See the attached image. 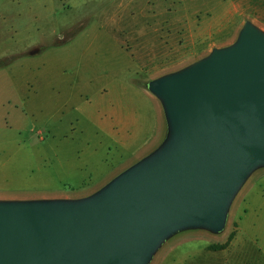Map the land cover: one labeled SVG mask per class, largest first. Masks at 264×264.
<instances>
[{"label": "rangeland", "instance_id": "374dc122", "mask_svg": "<svg viewBox=\"0 0 264 264\" xmlns=\"http://www.w3.org/2000/svg\"><path fill=\"white\" fill-rule=\"evenodd\" d=\"M244 22L264 33V0H0V202L86 198L145 158L167 129L148 82L231 46ZM263 170L222 231H178L147 264H264V223L241 227Z\"/></svg>", "mask_w": 264, "mask_h": 264}, {"label": "water", "instance_id": "95a60500", "mask_svg": "<svg viewBox=\"0 0 264 264\" xmlns=\"http://www.w3.org/2000/svg\"><path fill=\"white\" fill-rule=\"evenodd\" d=\"M167 129L145 158L79 200L0 202V264H147L170 235L222 231L264 167V33L152 79Z\"/></svg>", "mask_w": 264, "mask_h": 264}, {"label": "crops", "instance_id": "0c3cea01", "mask_svg": "<svg viewBox=\"0 0 264 264\" xmlns=\"http://www.w3.org/2000/svg\"><path fill=\"white\" fill-rule=\"evenodd\" d=\"M193 6V5H191ZM191 10V8H189ZM199 23H202V20L199 21ZM157 60V56L151 55L149 58V61L151 63H155ZM161 109L158 108V114L157 118L160 120V115H161ZM159 125V121H158ZM262 194L264 197V170L260 171L259 173L255 174L252 182H251V187H249L244 193V199L245 203L242 205V208L244 210V213L241 216V227H246L250 221L256 223V224H261L264 223V198L262 196H257L254 201V204L251 203V195L253 194ZM243 199V200H244Z\"/></svg>", "mask_w": 264, "mask_h": 264}, {"label": "trees", "instance_id": "16d2710c", "mask_svg": "<svg viewBox=\"0 0 264 264\" xmlns=\"http://www.w3.org/2000/svg\"><path fill=\"white\" fill-rule=\"evenodd\" d=\"M233 235H234L233 232H230L227 239L228 240L232 239ZM224 246L225 244L219 245V248H224Z\"/></svg>", "mask_w": 264, "mask_h": 264}]
</instances>
